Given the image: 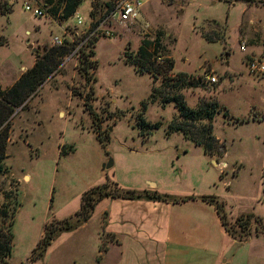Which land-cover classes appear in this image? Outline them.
Masks as SVG:
<instances>
[{"label":"rangeland","instance_id":"374dc122","mask_svg":"<svg viewBox=\"0 0 264 264\" xmlns=\"http://www.w3.org/2000/svg\"><path fill=\"white\" fill-rule=\"evenodd\" d=\"M47 1L55 20L62 7L58 0ZM108 1L80 0L76 13L88 22L90 8L98 17ZM138 1L134 23L116 26L114 38L94 42L89 59L96 63L95 80L85 76L79 61L62 59L26 100L41 105L39 113L24 107L8 121L17 127L10 135L9 156L0 162V211L6 212L0 229L11 234L9 264H108L117 255L111 250L106 258L114 237L104 232L107 212L100 214L98 204L86 228H80L82 223L56 231L41 257L30 259L46 228L74 222L84 193L106 183L135 191L152 183L174 199L212 197L228 231L215 221L214 212L207 227L211 235L206 246L196 245L198 250L212 249L218 264H264V125L241 121L264 112V78H253L246 69L251 58L264 61V0ZM61 32L54 21L24 11L22 0H0L1 84L11 88L24 74L21 68L29 69L35 55L43 54L50 38ZM156 34L173 60L169 75L183 73L198 82L182 91L187 106L212 96L227 113L213 120L215 135L227 146V153L223 148L210 158L216 167L203 158L200 147L167 131L178 117L176 107L150 101L151 77L124 61L125 51H136L143 39L152 41ZM241 40L245 51L239 48ZM148 49L152 61L160 63L153 45ZM203 74L215 75L216 83L201 82ZM27 118L42 122L29 139L38 152L20 141L19 127ZM109 160L112 166L106 169ZM200 255H195L198 264Z\"/></svg>","mask_w":264,"mask_h":264},{"label":"trees","instance_id":"16d2710c","mask_svg":"<svg viewBox=\"0 0 264 264\" xmlns=\"http://www.w3.org/2000/svg\"><path fill=\"white\" fill-rule=\"evenodd\" d=\"M61 13L59 19L71 17L80 0H58ZM59 7V8H60ZM55 14L58 15L57 11ZM162 35L156 34L150 41L143 39L140 46L134 52L125 51L123 53L124 61L130 64L137 72L146 73L151 77L152 85L149 100L158 102L162 105L172 103L177 111L178 117L173 118L168 124L169 133H180L182 137L193 145L201 148L204 155L214 158L222 154L223 144H220L214 135L213 120L218 114L227 117L226 111L218 105L212 96L198 97L194 107H188L185 102V96L182 93L184 89L197 86V81L189 78L186 74L178 73L170 76L169 72L173 70V60L167 57L166 49L162 43ZM89 43L90 48L82 52L80 67L85 76L93 77L89 71L95 68L96 63L89 58L93 56V44ZM154 47V54L159 53L160 63L155 64L152 61L153 53L148 47ZM69 52L67 46L55 48L49 47L43 54L35 55L33 66L27 69L22 76L11 86L10 89L1 93L0 100V162L4 159V149L7 139L8 119L13 113V107L20 106L37 88L42 85L47 78L53 74L63 57ZM156 57V56H155ZM95 80L94 78H91ZM9 104V106L7 105ZM242 121V120H241ZM104 198L125 199V200H148L161 202H183L186 199H195L194 196L184 199L170 198L169 195L157 193L156 191H135L121 189L116 183L103 184L96 186L81 198L80 208L75 214V221L63 220L60 228L49 226L46 228L37 247L33 250L30 259L35 260L41 257L44 247L52 240L54 233L58 230H73L77 226L87 221L93 213L95 206ZM210 204H214V199L208 196H201ZM215 210L219 216L221 227L227 232L224 217L220 216L219 204L215 202ZM2 218L6 217L5 211H0ZM2 220V219H1ZM0 220V221H1ZM12 219H10V222ZM241 223V219L237 221ZM11 254V234H4L0 229V264H9Z\"/></svg>","mask_w":264,"mask_h":264},{"label":"crops","instance_id":"0c3cea01","mask_svg":"<svg viewBox=\"0 0 264 264\" xmlns=\"http://www.w3.org/2000/svg\"><path fill=\"white\" fill-rule=\"evenodd\" d=\"M21 70L25 72L27 68L22 67ZM20 75L13 80L14 83L19 79ZM262 78H264V75L260 79ZM8 89H10V86L1 84L0 79V90L5 92ZM26 100L20 106H11L13 113L8 119V121L10 120L9 122L24 107L29 110L36 108L39 113L41 105L40 107H34L29 101L26 102ZM7 105L9 106V104ZM242 121L259 126L264 125V112L259 115L246 116ZM22 122L19 127L20 133L23 135L20 141L26 145L28 151L38 152V145L35 144L32 146L29 143V139L41 129L42 122L31 118H27ZM16 129L17 127L12 121L7 128L4 158L9 156L7 149L8 145H11L10 135ZM215 137L220 143H223L226 150L225 153H227L225 142L219 136L215 135ZM203 156V158L215 166L212 159L206 155ZM22 178L25 179L27 176L24 175ZM155 186L151 183L149 188L141 189L140 192L150 190L159 193ZM186 197L179 198L178 200ZM194 197L195 199H186L178 203L148 200L102 199L98 205H100V214L107 212L104 232L114 237L112 242L107 246L105 255L108 258L111 250H114L117 255L115 257H109L107 263L198 264L195 262L197 260V256L195 255L198 252V254H201L200 259H202L200 264H218L219 260L214 257L215 253L211 252L212 249L206 253L200 247L198 250L196 246L199 244L206 246L211 235L207 227L214 220V212V216H216L217 212L213 209L212 204L201 200V196ZM215 218V221L219 220L220 224L219 216L217 215ZM86 227L87 222L80 226V228ZM224 233L227 234L225 231ZM104 258L105 256L102 257V260Z\"/></svg>","mask_w":264,"mask_h":264},{"label":"built area","instance_id":"2783aa9c","mask_svg":"<svg viewBox=\"0 0 264 264\" xmlns=\"http://www.w3.org/2000/svg\"><path fill=\"white\" fill-rule=\"evenodd\" d=\"M23 10L31 13L35 18L50 19L57 23L61 29L60 36L50 38L49 47L67 46L69 52L63 57V61L75 59L80 61L82 52L90 48L89 43L98 38L111 39L116 36V26H127L134 23L140 13L141 5L138 0H109L105 11L98 17L93 16V9L90 8L88 22L74 12L67 19H59L60 13L56 16V21L51 16L50 3L47 0H22ZM73 24V29L70 25ZM87 26L82 28L84 25ZM82 28V29H80ZM260 29L264 30V22ZM241 51L246 50L244 40L239 42ZM247 73L253 78H259L264 75V61L258 58H251L246 63ZM93 76V70L90 71ZM201 82L213 84L217 78L213 74H203L200 77Z\"/></svg>","mask_w":264,"mask_h":264},{"label":"water","instance_id":"95a60500","mask_svg":"<svg viewBox=\"0 0 264 264\" xmlns=\"http://www.w3.org/2000/svg\"><path fill=\"white\" fill-rule=\"evenodd\" d=\"M28 48H31V45H28ZM33 53L34 54L36 53V50L35 49H33ZM111 166H112V161L109 160L103 167L106 168V169H108Z\"/></svg>","mask_w":264,"mask_h":264}]
</instances>
